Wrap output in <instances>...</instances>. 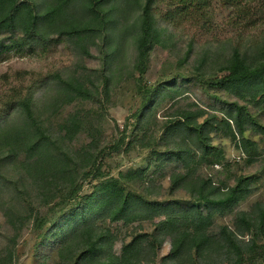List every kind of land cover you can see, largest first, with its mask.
Instances as JSON below:
<instances>
[{"label":"trees","instance_id":"obj_1","mask_svg":"<svg viewBox=\"0 0 264 264\" xmlns=\"http://www.w3.org/2000/svg\"><path fill=\"white\" fill-rule=\"evenodd\" d=\"M160 1L44 0L39 9L41 5L32 0H0V37L10 40V45L0 40V52L5 47L33 49L62 40L53 39L56 34L88 56L93 46L100 54L99 67L68 74L56 71L38 81L39 88H46L45 98L39 101L32 92L17 107L9 103V110L0 113V188L8 198L0 199V208L13 231L0 264H14L15 247L27 227L38 233L39 245L54 240L58 264H158L168 239L171 248L162 264H220L219 259L228 264H264V200L250 210L238 209L252 193L257 176H240L228 185L217 182L213 174L223 171L227 162L224 148L213 142L218 132L235 143L239 158L247 163L263 156L257 141L246 133L253 128L264 134L255 111L264 110V42L251 50L234 47L219 65L227 74L210 79L225 95L219 96L225 104L223 115L179 106L165 122L158 139L166 149L159 151L151 132L156 110L162 101L176 102L186 91L171 85L177 78L156 85L145 81L152 53L171 38L166 23L175 17L173 8L189 11L211 0H168L172 8L165 19L157 9ZM244 1L248 0H235ZM129 41L135 57L130 71L123 73ZM193 50L192 42L187 58ZM127 79L133 80L142 101L134 121L107 148L104 112L115 86ZM139 145L151 148L161 169L165 163V169L171 167L165 176L170 179L169 193L186 190L189 200L155 196L156 179L148 173L149 165L118 175L102 170L105 155ZM205 166L210 172L200 175ZM90 176L97 183L83 194ZM229 214L235 215L234 228H214L217 215ZM108 221L128 226L148 221L154 229H137L118 252Z\"/></svg>","mask_w":264,"mask_h":264},{"label":"rangeland","instance_id":"obj_2","mask_svg":"<svg viewBox=\"0 0 264 264\" xmlns=\"http://www.w3.org/2000/svg\"><path fill=\"white\" fill-rule=\"evenodd\" d=\"M32 1L41 5L39 9L44 6V0ZM171 8V3L168 0H161L157 6L164 19ZM171 12L175 17L172 20H167V23L166 20L163 22L169 26L171 38L166 44L156 47L153 51L145 81L148 84L156 85L166 79L177 78L175 79L177 82L171 85L181 87L186 91V94L176 102L171 99L164 103L162 101L156 110L157 119H154L151 132L156 137L152 144L159 151L166 149V143L158 139L167 124L165 122L176 114L175 111L179 106L192 105L195 109L200 107L209 113L223 115L222 108L225 107V104L222 99H219V96L225 98V95L222 90L211 84L210 79L215 80L227 74L219 68V65L230 57L234 47H241L242 51L251 50L255 47L254 45L264 42V0H248L240 4H237L235 0H211L208 4H202L189 11L175 12L173 8ZM6 37L3 35L0 40L4 39L5 45H10V40H7ZM53 39L62 40L33 49L27 47H5L2 49L0 52V113L9 110V103L17 107L19 100L32 92L35 93L36 99L39 101L45 98L46 88H39L38 81L47 79L56 71L68 74L81 68L91 69L100 66L99 50L94 46L91 48L92 55L88 56L78 50L74 44L64 40L66 38H59L54 34ZM192 42L194 50L187 58L189 44ZM134 57L135 48L133 42L129 41L125 46L121 64L123 73L130 71ZM141 101L142 97L138 95L133 80H123L120 85L115 86L111 102L107 103V110L104 112L106 120L103 146L106 145L108 148L113 145L125 125L134 121L133 113L139 108ZM71 109L73 108L71 107L67 111ZM255 111L257 120L264 125V110L257 108ZM246 134L257 141L263 155L252 163H247L244 158H239L241 151L237 149L233 141L226 138L223 132H218L213 137V142L224 148L225 161H227L223 171L213 172L217 182L225 181L228 185H234L235 180L240 176H257L252 193L238 205V209L242 210H250L255 202L264 200V134L253 128H249ZM82 138L84 141L87 140V136ZM160 163L156 155H151V148L139 145L130 150L111 151V154L105 155L102 161V170L108 175H118L120 171H126L129 168L149 165L148 173L156 179V182L152 184L155 196L160 199L189 200L190 197L186 190L180 189L172 195L169 193L170 179L165 176L172 169L171 167L165 169L167 163L161 169ZM162 170L165 174H162ZM209 170L206 166L202 167L199 174L206 175ZM96 183L97 179L90 176L85 182L83 194L90 193ZM4 194L0 188L2 201L8 199L7 194ZM1 200L0 203H2ZM158 220L156 219V221ZM108 225L112 237L115 238V249L118 252L122 248V243L130 241L137 229L144 232H152L154 229V224L148 221L140 225L136 223L129 226L126 222L108 221ZM221 225L234 228L235 215H217L214 228ZM12 233L11 227L5 222L3 210L0 208V255L5 254L8 245L7 238ZM39 242L38 233L27 227L15 247L14 264H58L54 240L51 239L47 245H39ZM170 248L171 243L168 239L159 251L158 264H162L161 258L169 253ZM149 261L153 262L152 259H146V262L149 263ZM219 263L228 264L221 259H219Z\"/></svg>","mask_w":264,"mask_h":264},{"label":"built area","instance_id":"obj_3","mask_svg":"<svg viewBox=\"0 0 264 264\" xmlns=\"http://www.w3.org/2000/svg\"><path fill=\"white\" fill-rule=\"evenodd\" d=\"M215 167L220 168V166L218 164H216Z\"/></svg>","mask_w":264,"mask_h":264}]
</instances>
